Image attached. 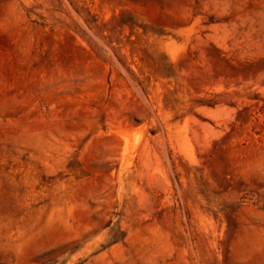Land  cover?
<instances>
[{
  "label": "rangeland",
  "instance_id": "obj_1",
  "mask_svg": "<svg viewBox=\"0 0 264 264\" xmlns=\"http://www.w3.org/2000/svg\"><path fill=\"white\" fill-rule=\"evenodd\" d=\"M0 264H264V0H0Z\"/></svg>",
  "mask_w": 264,
  "mask_h": 264
}]
</instances>
